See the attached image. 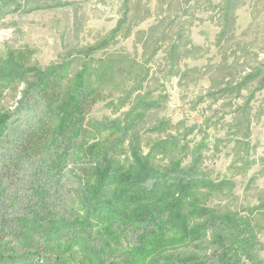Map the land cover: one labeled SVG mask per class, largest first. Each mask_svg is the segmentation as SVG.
<instances>
[{"label":"trees","instance_id":"16d2710c","mask_svg":"<svg viewBox=\"0 0 264 264\" xmlns=\"http://www.w3.org/2000/svg\"><path fill=\"white\" fill-rule=\"evenodd\" d=\"M192 1L184 0L188 19ZM240 1L219 3L221 32L233 25ZM146 15L143 8L138 23ZM127 16L95 46L64 52L44 68L29 49L0 51V97L15 89L18 98L0 113V264H71L69 247L80 249L79 264H264V227L254 212L201 204L199 190L209 195L223 184L205 177L199 156L162 164L156 149L166 158L179 140L145 150L137 128L158 106L148 91L157 73L150 63L165 62L170 77L185 74L178 66L194 49L189 21L171 29L162 17L137 32L147 57L137 61L108 50L130 36ZM261 65L225 89L235 98L254 81L263 89ZM117 92L127 109L92 119V108ZM252 210L260 213L261 205Z\"/></svg>","mask_w":264,"mask_h":264},{"label":"rangeland","instance_id":"374dc122","mask_svg":"<svg viewBox=\"0 0 264 264\" xmlns=\"http://www.w3.org/2000/svg\"><path fill=\"white\" fill-rule=\"evenodd\" d=\"M0 1L6 2L0 9V51L29 49L32 61L41 68L64 52L95 46L125 14L132 19L124 24L130 36H118L108 50L120 49L137 61L147 59L146 50L137 42L141 37L137 32L147 31L162 17L165 24L171 23V29L182 28L181 23L189 21L194 49L178 66L180 74H185L170 77L165 62L150 63L157 73L148 91L153 92L158 106L137 127L145 150L164 140H179L181 148L167 152L166 158L159 153L160 147L156 149L159 162L185 165L199 156L205 177L223 185L209 195L199 190L198 201L240 215L248 209L254 212L255 222L264 227V87L258 90L255 81L248 83L242 98H235L224 86L262 67L264 0H241L233 25L225 33L220 26L221 0L192 1L189 19L184 14V0H61L57 5L52 0H35L29 7L26 0ZM143 8H147L148 18L138 23ZM163 56L160 50L156 58ZM116 98L118 92L96 104L90 117L119 116L127 105L121 106ZM17 99V90L4 92L0 113L13 110ZM245 103L242 114L238 107ZM259 205L260 213L252 210ZM259 237L264 246V233ZM79 251L69 247L71 264H79L75 256ZM260 257L264 260V249Z\"/></svg>","mask_w":264,"mask_h":264}]
</instances>
